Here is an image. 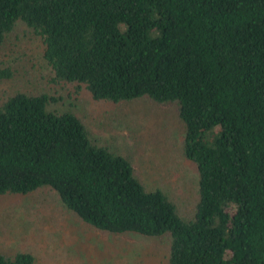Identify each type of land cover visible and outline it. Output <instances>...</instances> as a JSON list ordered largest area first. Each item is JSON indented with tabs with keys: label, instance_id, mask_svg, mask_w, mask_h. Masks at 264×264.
Wrapping results in <instances>:
<instances>
[{
	"label": "trees",
	"instance_id": "1",
	"mask_svg": "<svg viewBox=\"0 0 264 264\" xmlns=\"http://www.w3.org/2000/svg\"><path fill=\"white\" fill-rule=\"evenodd\" d=\"M22 34L57 84L176 104L198 199L183 211L60 97L26 91L0 104V197L48 188L96 230L166 238V264H264V0H0V48Z\"/></svg>",
	"mask_w": 264,
	"mask_h": 264
},
{
	"label": "rangeland",
	"instance_id": "2",
	"mask_svg": "<svg viewBox=\"0 0 264 264\" xmlns=\"http://www.w3.org/2000/svg\"><path fill=\"white\" fill-rule=\"evenodd\" d=\"M43 49L41 38L23 34L8 38L0 48V104L18 91L60 97L52 109L78 114L99 145L131 160L148 187L163 188L191 213L198 199L197 171L183 155L184 124L178 106L148 98L96 101L77 84L52 81ZM6 70L13 76L4 77ZM165 240L96 230L65 209L48 188L0 197V251L32 252L36 264H166Z\"/></svg>",
	"mask_w": 264,
	"mask_h": 264
}]
</instances>
